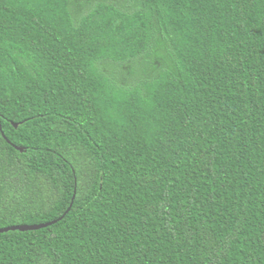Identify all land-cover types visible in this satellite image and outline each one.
Segmentation results:
<instances>
[{
    "label": "trees",
    "instance_id": "obj_1",
    "mask_svg": "<svg viewBox=\"0 0 264 264\" xmlns=\"http://www.w3.org/2000/svg\"><path fill=\"white\" fill-rule=\"evenodd\" d=\"M0 123V264H264V0H0Z\"/></svg>",
    "mask_w": 264,
    "mask_h": 264
},
{
    "label": "water",
    "instance_id": "obj_2",
    "mask_svg": "<svg viewBox=\"0 0 264 264\" xmlns=\"http://www.w3.org/2000/svg\"><path fill=\"white\" fill-rule=\"evenodd\" d=\"M17 124H15L16 126ZM1 123H0V129H1ZM15 148H17L18 150H23V147L21 146H17V145H13ZM69 210V207L68 209L66 210V212ZM61 217H59L60 219ZM56 219L52 220V221H49V222H44V223H34V224H17V225H11V226H6V227H3V228H0V233L2 232H7L9 230H20V231H26V230H35V229H39V228H42V227H45L53 222H55Z\"/></svg>",
    "mask_w": 264,
    "mask_h": 264
}]
</instances>
